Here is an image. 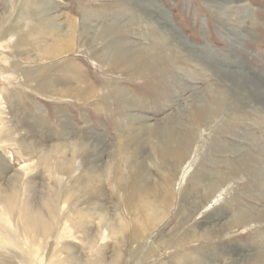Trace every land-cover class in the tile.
<instances>
[{"label": "rangeland", "instance_id": "374dc122", "mask_svg": "<svg viewBox=\"0 0 264 264\" xmlns=\"http://www.w3.org/2000/svg\"><path fill=\"white\" fill-rule=\"evenodd\" d=\"M149 1L166 16L151 10L157 33L133 21L134 0H0V264H264V0L228 11L222 0ZM55 29L67 47H55ZM154 36L176 55L170 64L150 51ZM234 62L259 103L224 76ZM122 138L133 139L127 168ZM89 174L100 190L70 196ZM94 204L107 220L90 214ZM75 205L83 220L66 217ZM30 218L42 231L66 218L73 237L61 245L76 260L65 262L55 238L45 248Z\"/></svg>", "mask_w": 264, "mask_h": 264}, {"label": "bare ground", "instance_id": "6f19581e", "mask_svg": "<svg viewBox=\"0 0 264 264\" xmlns=\"http://www.w3.org/2000/svg\"><path fill=\"white\" fill-rule=\"evenodd\" d=\"M47 1V0H46ZM132 1V0H131ZM135 1V7L134 6H132L131 8H132V11L134 12V14H136V18H137V20H133V21H136L137 23H138V25L140 26V27H143L144 28V30H146L147 28H149V29H151V31H154V32H156L157 31V29L159 28L160 29V27H162L163 25H162V23L161 22H159L158 20H155L154 19V16H153V14H152V12H154V11H152L151 12V10H153V9H155L156 11L158 10L157 9V7L155 6V4L153 3V2H150L149 0H134ZM152 1V0H151ZM236 0H222V6L225 8V9H227V8H229V7H227V5L229 6L230 4H232V3H234ZM45 2V1H44ZM45 4V3H44ZM133 4V3H132ZM43 5V4H42ZM46 5V4H45ZM218 6H220V5H218ZM48 8H50V7H48ZM220 8H221V6H220ZM223 9V8H222ZM229 9H227L226 11H228ZM241 10H244V9H241ZM244 12H246V11H244ZM158 14L160 13V15H162V17H163V19H166V16H165V14L161 11V10H158V12H157ZM144 17H147L148 19V22L145 20L144 21ZM135 18V17H134ZM84 23V22H83ZM163 24H164V22H163ZM83 25V24H82ZM88 25H86L85 27H87ZM90 26V25H89ZM114 26H116L115 24H114ZM72 27H73V25H72ZM83 27H84V25H83ZM79 29V28H78ZM116 29V28H115ZM163 29V28H162ZM83 30H84V28H83ZM110 30L111 29H108V30H106L105 32H110ZM161 30V29H160ZM163 31V30H162ZM168 31V30H167ZM167 31H165V32H167ZM55 32H56V34H57V36L55 37L56 39H57V42L55 43L56 45H55V47L56 48H62L63 46L65 47L66 45H67V41L69 42V40H67L64 36V34L62 33V32H60L59 31V29H55ZM157 33V32H156ZM60 34H63L62 35V38H61V36H58V35H60ZM102 34H103V32H102ZM119 34V33H118ZM166 34V33H165ZM167 34H170L169 32H167ZM166 34V35H167ZM175 34V33H174ZM109 36V35H108ZM147 36H150L151 37V34H147ZM164 36V35H163ZM237 36H239V34L237 35ZM242 36V35H241ZM106 37V36H105ZM155 37V36H154ZM159 37H161V36H159ZM167 37V36H166ZM175 37V36H174ZM177 37H179L178 35H177ZM156 38V37H155ZM176 38V37H175ZM168 39H170V38H168ZM113 40V39H112ZM234 40V39H233ZM121 41V40H120ZM172 41V40H171ZM175 41V40H174ZM122 42V41H121ZM154 43L152 44V45H150L149 46V49H150V51H154V53H157L158 52V54H159V57L161 56V54H163V56H164V58H165V60H166V62L167 63H169L170 64V62L172 61V58H174V56H176V55H169V56H171V57H169L168 56V54H170L169 52H168V50H167V48H166V46H165V44H166V40L165 39H154V41H153ZM176 42V41H175ZM185 42V41H184ZM120 43V42H119ZM177 43V42H176ZM179 43V42H178ZM178 43L177 44H175V45H177L178 46ZM172 44V43H171ZM122 44H119L118 46H115V49H118V48H120V46H121ZM181 46H182V44H180ZM180 46V47H181ZM67 47V46H66ZM66 50V49H65ZM182 50H183V48H182ZM187 50H189V49H186L185 51H187ZM61 51V50H60ZM111 51H112V49H111ZM190 51V50H189ZM59 52V51H58ZM188 52V51H187ZM191 53V55L194 57V60H200V58H201V60H200V62H202V65H203V70L205 69V70H207V69H212L211 67H213L212 65H214V62H212V60H211V58L209 59L208 57H204L203 56V54L200 56V58H199V56L197 57L196 55H194V52H190ZM179 54V53H178ZM185 54V53H184ZM200 55V54H199ZM207 55V54H206ZM208 56V55H207ZM190 57V56H189ZM148 58V57H147ZM151 58V57H150ZM196 58V59H195ZM156 59V58H155ZM147 60V59H146ZM211 60V61H210ZM187 61H188V59H187ZM152 62V61H151ZM199 62V63H200ZM148 63V65H151L150 63H149V61L147 62ZM226 64V63H225ZM225 64L222 66V68L224 67V69L226 70V71H224L225 72V74H224V76H227V78L228 79H230V80H232L233 81V84H236V83H238V84H241V85H243L244 87H246V86H248L249 87V90H250V92L252 93V95L255 97V98H257V100H258V103H259V98H260V93H259V91H260V89H258V85H255L254 83H252V80L250 81L248 78H247V76H245L244 75V73H242V70L239 68V66H237V64L234 62L233 63V66L232 67H235L236 68V70H233L232 71V69L233 68H231V67H226L225 68ZM147 65V64H146ZM234 65H236V66H234ZM162 66V65H161ZM205 66V67H204ZM206 66H207V68H206ZM218 66V65H217ZM221 66H219L218 68H220ZM200 68V67H199ZM202 69V68H201ZM200 69V70H201ZM221 69V68H220ZM202 70V71H203ZM204 70V71H205ZM214 70V69H213ZM223 70V69H222ZM206 73H207V71H205ZM205 72H203V73H205ZM240 74V75H239ZM238 76H240L239 78H237ZM252 79V78H251ZM225 82V81H224ZM227 83V82H226ZM247 88V87H246ZM92 91V90H91ZM261 96H262V94H261ZM239 100H240V98H239ZM133 102V101H132ZM131 102V103H132ZM220 103V102H219ZM106 104V103H105ZM133 104V103H132ZM131 104V105H132ZM135 104V103H134ZM260 105V104H259ZM263 105V104H262ZM212 111H214V110H212ZM207 112H208V110H207ZM209 112H211V111H209ZM203 114H204V111H203ZM206 114V113H205ZM211 114H213V113H211ZM214 114H215V112H214ZM217 114V113H216ZM232 114V113H231ZM208 116V115H207ZM123 125V124H122ZM125 125L126 124H124V126H123V128H122V126H121V128H120V130L122 131V132H125L124 130H127L126 132L128 133V135H131V133H132V135L131 136H133L135 133H136V131H137V129L136 128H129V126L128 127H125ZM3 126V125H2ZM7 126H9V125H7ZM11 126V125H10ZM127 126V125H126ZM144 127V126H143ZM163 127V129L160 127L159 129H162V131L164 130V131H166V134H168L167 136L169 137V138H171V141H173V131H170V129L168 130V129H166L164 126H162ZM140 128V127H139ZM166 129V130H165ZM2 130V129H1ZM119 130V131H120ZM7 132V131H6ZM16 133V132H15ZM150 134H151V132H150ZM11 136V135H10ZM9 136V137H10ZM17 136V135H16ZM23 136V135H22ZM120 137V136H119ZM8 138V137H7ZM24 138H25V136H24ZM131 138V137H130ZM133 138V137H132ZM123 139V138H122ZM26 140V139H25ZM133 141V139H131L130 141H128V142H132ZM13 142V144H15L16 142L15 141H12ZM127 142V140H126V142H125V140L123 139V143H121L122 145H121V148H120V151H121V154H123V157L121 156V159H122V166H124L125 168H127V167H129L128 165H129V160H130V156H131V151L128 149V145H129V143ZM174 143H176L177 145L179 144V143H177V142H175V141H173ZM64 144H65V142H64ZM63 144V145H64ZM80 146H85L84 144L83 145H80ZM32 147V146H31ZM60 147V146H59ZM59 147H55L54 148V150H53V152L55 153H57V154H59V157L58 158H60V156L61 155H66V154H64L65 153V151L64 150H62L63 148H65L64 146H62L63 148H59ZM18 148V147H17ZM33 148V147H32ZM67 148V147H66ZM79 148V147H78ZM84 148V147H83ZM87 148H89V147H87ZM86 148V149H87ZM80 149V148H79ZM28 150V149H27ZM77 150V149H76ZM16 151V150H15ZM81 151V150H80ZM52 152V153H53ZM74 152V151H73ZM34 153V152H33ZM53 153V154H54ZM89 153V152H88ZM28 154V153H27ZM45 154H48V153H45ZM248 154V153H247ZM68 155V154H67ZM41 156V154H39V158H42V157H40ZM48 156V155H47ZM50 156V155H49ZM94 156V153H92V157ZM62 157V156H61ZM48 158V157H47ZM62 159H64V160H66V162L65 163H62V165H61V168L60 169H62V171H65L64 170V168H67L66 170L67 171H69V168H70V163H69V161L66 159V158H62ZM46 160V159H45ZM48 161H50L51 162V156H50V159L48 160ZM42 162H44V161H42ZM131 162V161H130ZM246 162V161H245ZM54 163V162H53ZM61 163V162H60ZM247 164V163H246ZM51 165V167L49 168L51 171L53 170V165L52 164H50ZM56 165V164H55ZM250 165V164H249ZM56 167V166H55ZM250 167V166H249ZM52 168V169H51ZM186 168V167H185ZM87 170H89V169H87ZM94 170H95V168H94ZM58 171V170H57ZM55 172H56V170H55ZM66 172V171H65ZM65 172H63L64 174H66ZM91 172H93V171H91ZM57 173V172H56ZM254 173V172H253ZM62 174V173H61ZM67 174H68V172H67ZM1 175V174H0ZM51 175V174H50ZM95 175V174H94ZM94 175H92V174H89L88 176H86L85 178H82L81 180L80 179H78L76 182H74L75 184H76V186H77V188H72L71 189V187H70V185H69V190H68V192L71 194L70 196H72L73 194H75V193H78V194H82L83 196H86V197H92L91 195V193H92V191H94V190H97L99 187L96 185V182H95V179H94ZM62 176V175H61ZM59 177H60V175H59ZM120 177H124L123 176V174L121 173V175H120ZM78 178V177H77ZM80 178V177H79ZM57 179H59V182H60V178H57ZM120 179V178H119ZM133 179V178H132ZM118 181V180H117ZM116 181V182H117ZM24 183V182H23ZM61 183H62V181H61ZM25 184V188L27 189V185H26V182L24 183ZM23 184V185H24ZM132 184V183H131ZM60 185V184H59ZM117 185V184H116ZM16 187V186H15ZM22 187V186H21ZM13 188V187H12ZM15 190V189H14ZM13 190V191H14ZM53 190V189H52ZM99 190H100V188H99ZM128 190H129V188H128ZM11 192H12V190H10ZM28 190H26V191H24V192H27ZM15 192V191H14ZM68 192H66V193H68ZM147 192V191H146ZM13 193V192H12ZM144 193V192H143ZM143 193H142V195H143ZM91 194V195H90ZM155 194V193H154ZM1 195V194H0ZM4 196H3V199H6V201H7V199L11 196V193L9 192V191H6V192H4V194H3ZM12 195H14V194H12ZM100 195V194H99ZM16 196V195H15ZM94 196V195H93ZM144 196V195H143ZM13 197V196H12ZM0 198H2V195L0 196ZM57 198H58V191L57 190H55V191H52L51 192V195L49 196V199H50V203H49V206H50V209H48L49 211L51 210V212H52V215H54V212H55V208L58 206H56V204H57ZM94 198V197H93ZM92 198V199H93ZM156 198V197H155ZM28 199V198H27ZM66 199V198H65ZM76 199H78V198H76ZM92 199H90V200H92ZM141 199V198H140ZM14 200H15V198H14ZM29 200H31V199H29ZM93 200H95V199H93ZM6 201H4V203L6 202ZM72 201V200H71ZM86 201V200H85ZM89 201V200H88ZM11 202V201H10ZM45 202H49L47 199L45 200ZM87 202V201H86ZM2 203H3V201H2ZM93 203V202H92ZM151 203V202H150ZM148 201H143V210L144 209H146V210H153V204H150ZM158 203V202H157ZM15 204V203H14ZM3 205V204H2ZM6 205V204H5ZM5 205H3V206H5ZM71 205V204H70ZM15 206V205H14ZM75 206H77V207H75ZM75 206H73L71 209H69V210H67L66 212L64 211V213H65V215H66V217H68L69 216V214L71 215V214H76V217L78 216V218L81 220L82 218V216L84 215V211L82 210V209H78L79 207V205H75ZM71 207V206H70ZM58 208V207H57ZM142 208V207H141ZM12 208L10 207V209H9V211L11 210ZM45 209V208H44ZM98 209H99V206L97 205V204H94L90 209H88V211L90 212V214L92 215V216H94L95 217V219H98V218H101L102 220L105 218V217H103V215L98 211ZM14 210V209H13ZM23 210V209H22ZM100 210V209H99ZM19 212V211H18ZM51 212H49V213H51ZM154 213V212H153ZM156 213V212H155ZM27 214H29L28 212H27ZM33 214V213H32ZM89 214V215H90ZM148 214V213H147ZM151 214V213H150ZM31 215V214H30ZM35 215V214H34ZM63 215V214H62ZM90 215V216H91ZM140 215V214H139ZM25 216V215H24ZM23 216V217H24ZM32 216V215H31ZM55 216V215H54ZM64 216V215H63ZM148 216H150L149 214H148ZM155 216H156V214H155ZM155 216H153V217H155ZM20 217H22V215H20ZM27 217V216H26ZM33 217V216H32ZM153 217H152V220H153ZM28 218V217H27ZM84 218V217H83ZM31 219V218H30ZM36 219V218H35ZM61 219V218H60ZM78 219V220H79ZM106 219V218H105ZM155 219V218H154ZM54 220V222L56 221V219H53ZM71 220V219H70ZM77 220V221H78ZM83 220V219H82ZM107 220V219H106ZM24 221V220H23ZM28 222H31L32 221V223L31 224H33V226H29V224H28V226L29 227H31V229H32V227H34V229L31 231V233H33V235H34V233L36 234V236H40V237H42L43 239H42V241L44 242V245H45V243H48L49 242V240H51V238L52 239H54L55 241H57V242H55L54 244L56 245H61V242L63 241H67V239H69V238H72L73 236V234L72 235H70V231L71 230H69L68 228H66V224H67V220H66V218H63L62 220H60L58 223H57V225L55 224H52V223H50V225H49V227H47L44 231H42V229L41 228H43L42 226L41 227H39V223L37 224V223H33V221H35V220H27ZM25 222V221H24ZM36 222V221H35ZM38 222V221H37ZM80 222V221H79ZM104 222H105V220H104ZM106 222H108L109 223V221H106ZM76 223V222H75ZM107 223V224H108ZM27 224V223H26ZM78 224V223H77ZM106 224V223H105ZM107 224H106V227H107ZM74 225H76V224H74ZM79 225H81V223L79 224ZM83 225V224H82ZM101 226L103 225V224H100ZM137 224H136V222H135V226H136ZM44 226V225H43ZM137 227V226H136ZM77 228H79V226H77ZM102 228H103V226H102ZM138 228V227H137ZM31 229H29V230H31ZM80 229L82 230V228L80 227ZM83 230H84V228H83ZM94 230V229H93ZM26 231V234L28 233V231L27 230H25ZM85 231L86 230H84V233H85ZM91 231V230H90ZM95 231V230H94ZM97 231H98V234H99V230L97 229ZM139 231H141V230H139ZM41 233H44V234H41ZM82 233H83V231H82ZM83 233V234H84ZM86 233H87V231H86ZM3 234H7L10 238H11V240L13 241V242H15V244H17V246H19V247H21L23 244H20V242L17 240V239H15L13 236H11L10 234H8V233H4L3 232ZM97 234V235H98ZM30 235L32 236V234H29V237H30ZM84 235H87V234H84ZM88 235H89V233H88ZM95 236V235H94ZM35 237V236H34ZM84 237V236H83ZM87 237V236H86ZM90 238H91V234H90V236H89ZM89 237H87V240L88 239H90ZM102 237V236H101ZM104 237V236H103ZM103 237H102V239H103ZM36 238V237H35ZM35 238H34V240H35ZM31 238H29V240H30ZM37 239V238H36ZM41 239V238H40ZM83 240H85V238L83 239ZM100 240H101V238H100ZM52 241V240H51ZM37 242V241H36ZM36 242H35V244H36ZM41 242V241H40ZM40 242H39V244H40ZM26 244H27V246H28V244L29 243H27L26 242ZM25 244V245H26ZM41 245V244H40ZM52 245H53V243H52ZM39 246V245H38ZM43 247V246H42ZM31 248H33L32 247V245H31ZM30 248V249H31ZM35 248V247H34ZM33 248V249H34ZM36 248H37V246H36ZM40 248V247H39ZM45 248H46V245H45ZM61 248H62V250H63V252L61 253L62 255L64 254L65 256H66V259H64L65 260V262L66 263H68V262H71V261H73V260H76V258H75V253L73 254V253H71V251H70V249H72L71 248V246H69L68 244H62L61 245ZM99 248V247H98ZM21 249H23V250H26V248H22L21 247ZM29 249V250H30ZM33 249H31V250H33ZM43 249V248H42ZM57 249V248H56ZM97 249V248H96ZM37 251V253H38V249H36ZM60 250V249H59ZM42 251V250H41ZM57 251V250H56ZM61 251V250H60ZM34 252V251H33ZM44 252V251H43ZM42 252V253H43ZM57 253V252H56ZM100 252H99V250H97V251H95L94 252V254H92L93 255V259H94V257H95V260L94 261H96L97 259L96 258H98L99 257V254ZM30 254H31V251H30ZM33 254V253H32ZM52 254V253H51ZM44 255V254H43ZM91 255V256H92ZM30 256V255H29ZM29 256H27L28 258H29ZM101 256V255H100ZM31 257V256H30ZM33 257V256H32ZM40 257H42V256H40ZM44 257V256H43ZM48 258V257H47ZM34 259V258H33ZM41 259V258H40ZM44 260V259H43ZM79 260V259H78ZM33 261V260H32ZM93 261V262H94ZM29 262H31V261H29ZM45 263V262H44ZM64 263V262H63ZM98 263V262H97ZM31 264H33V263H31ZM65 264V263H64ZM75 264V263H74ZM95 264H96V262H95Z\"/></svg>", "mask_w": 264, "mask_h": 264}]
</instances>
